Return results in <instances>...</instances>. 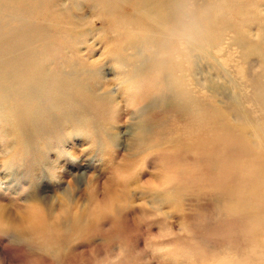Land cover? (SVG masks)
Listing matches in <instances>:
<instances>
[{
    "label": "bare ground",
    "instance_id": "6f19581e",
    "mask_svg": "<svg viewBox=\"0 0 264 264\" xmlns=\"http://www.w3.org/2000/svg\"><path fill=\"white\" fill-rule=\"evenodd\" d=\"M82 1L0 0V141L2 155L8 156L4 164L18 155L23 173L31 169L41 177L48 174L44 167H50L51 159L68 166V153L62 149L67 136L82 138L97 130L94 116L84 115L106 113L112 124L124 112L119 105L124 104V90L134 89L144 91L150 105L165 99L167 110L198 125V138L205 129V114L212 113L218 136L233 147L234 156L254 155L257 182L264 184V0H193L205 13V30L191 41H181L169 30L183 0ZM97 45L104 49L101 60L91 59ZM202 63L214 73L199 69ZM233 66L235 77L229 71ZM129 73L138 75L126 79ZM109 74L120 81L121 101L108 96ZM97 75L100 80L93 82ZM208 94L225 102H209ZM98 129L109 138L105 125ZM150 132L141 121L128 133L130 150L140 152L149 144ZM92 133L95 138L97 133ZM84 168L82 173L88 166ZM166 194L161 200L171 203L172 196ZM234 195L237 200L247 196L240 191ZM256 195L259 199L264 192ZM51 216L36 218L30 234L43 242L55 241L67 233L80 234L93 220L87 209L79 215L65 212L58 220Z\"/></svg>",
    "mask_w": 264,
    "mask_h": 264
},
{
    "label": "rangeland",
    "instance_id": "374dc122",
    "mask_svg": "<svg viewBox=\"0 0 264 264\" xmlns=\"http://www.w3.org/2000/svg\"><path fill=\"white\" fill-rule=\"evenodd\" d=\"M77 1L83 3L82 0ZM99 25L96 23L95 27ZM101 52H104L103 47L97 45L91 59L101 60L98 58ZM199 69L214 73L206 63L199 64ZM229 71L232 77L236 76L235 66ZM137 75L129 73L126 79ZM115 77V74H109L107 84L108 96L117 102L121 101V92L117 90L120 81ZM98 80L100 75L92 81ZM235 80L239 82L241 78ZM222 84L226 86L223 81ZM142 92L124 90V104L119 102L124 112L120 111L121 118L118 117L116 121L112 119V124L108 122L106 113L98 114L96 110L93 112L97 114L86 113V117L94 116L97 130L85 133L82 138L68 135L62 149L68 153L70 164L62 166L51 159V165L56 168L51 169V165L44 167L48 174L43 177L34 176L31 169L23 173L18 155L5 165L8 156L2 155L3 142L0 141V201H10L14 197L36 200L48 215L55 216L62 207L69 214L79 215L85 210L83 204L88 199L84 192L87 175L94 174L97 181H102L116 168L131 179L128 182L112 177L109 180L112 190L119 192L129 207L132 201L141 200L149 207L139 217L136 215L141 209L128 212L118 210L114 217L103 221L93 219L80 234L67 233V236L55 241L43 242L28 230L9 238L0 236V264H264L261 260L264 253V196L258 199L256 195L264 192V184L257 182L259 173L254 155L240 153L234 156L233 147L223 143V137L218 136V128L212 124V113L205 114V129L198 138L194 133L198 125L190 124L187 116L183 118L167 110L165 99L158 98L159 104L150 105L152 103ZM128 96L133 99L130 104L126 101L127 98L129 100ZM104 98L109 100L108 97ZM210 98L208 94V101L213 103L216 100L218 105L225 102V98L220 96L214 100ZM141 121L147 122L152 137H149V144L134 153L129 147V134ZM104 125L109 138L98 131ZM92 132L97 133L95 138H91ZM216 138L220 141H215ZM41 162V159L36 161L38 166ZM75 164L79 167H69ZM84 165L88 168L82 173ZM152 173H155L156 179L164 178L170 183L161 193L155 192L160 197L153 198L149 191L132 190L134 185ZM69 179H72V187L66 189ZM236 191L247 196L237 200L234 195ZM57 193L62 194L67 205L62 204L60 198L52 202ZM166 193L172 196L171 203L161 200ZM93 195L99 196L100 190L97 189ZM233 198L236 200L233 201ZM154 199L159 200L157 204H154ZM232 206L236 208L232 210ZM165 209L170 211L169 216L163 220L149 221L157 211ZM170 218L184 221L186 229L175 230L176 224L170 225ZM159 227H171L173 231L162 240L148 239L149 234H155ZM161 248L163 252L153 255L156 249ZM117 250L122 255L118 256Z\"/></svg>",
    "mask_w": 264,
    "mask_h": 264
},
{
    "label": "clouds",
    "instance_id": "9594fccd",
    "mask_svg": "<svg viewBox=\"0 0 264 264\" xmlns=\"http://www.w3.org/2000/svg\"><path fill=\"white\" fill-rule=\"evenodd\" d=\"M205 13L198 10L193 0H183L182 6L176 11V17L174 23L170 26V33L173 37L184 41H191L201 35L205 30L204 17ZM88 181L85 185V195L88 199L84 202L83 208L87 209L90 216L93 219L103 221L108 217H114L118 210L128 212L134 209H141L136 216L139 217L143 214V210L148 208L149 205L145 201L131 202V206H128V202L124 201L120 197L119 192L112 190V185L109 180L115 177L120 181L130 182V177L127 174L119 172L116 168L113 169L109 177L102 181H97L94 174L87 175ZM90 186V187H89ZM170 186L166 179H156L155 173L150 174L147 179L140 180L138 184L134 185L133 191H149V192H161ZM72 187V179L66 182V189ZM100 190L99 196H94L93 193L96 190ZM56 198L61 199V203L67 205V201L62 197L61 193H57L53 199V203L56 202ZM70 207V205H69ZM79 203L77 209L79 210ZM66 208L62 207L55 215V219H59L64 215ZM45 209L39 201L36 200H20L17 197L12 198L10 201H0V236L10 237L13 234H17L23 230H28L35 221L36 218L45 217ZM170 215V211L165 209L163 211H157L154 217H150L149 221L163 220L166 216ZM176 224L175 230H185L186 225L184 221H174L169 219V224ZM173 229L158 228L155 234L150 233L148 239L153 241L162 240L167 234L172 232ZM147 249V243L145 244V250ZM164 249H156L153 255H157L163 252ZM117 255L122 253L117 250Z\"/></svg>",
    "mask_w": 264,
    "mask_h": 264
}]
</instances>
